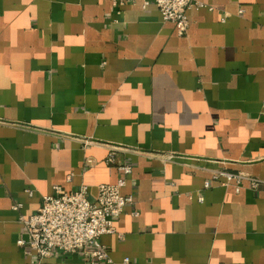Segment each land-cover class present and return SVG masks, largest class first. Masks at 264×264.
I'll use <instances>...</instances> for the list:
<instances>
[{"label":"crops","instance_id":"crops-1","mask_svg":"<svg viewBox=\"0 0 264 264\" xmlns=\"http://www.w3.org/2000/svg\"><path fill=\"white\" fill-rule=\"evenodd\" d=\"M200 2L178 36L142 0H0V264H92L17 241L55 185L117 181L102 144L135 203L94 264H264V0Z\"/></svg>","mask_w":264,"mask_h":264},{"label":"built area","instance_id":"built-area-1","mask_svg":"<svg viewBox=\"0 0 264 264\" xmlns=\"http://www.w3.org/2000/svg\"><path fill=\"white\" fill-rule=\"evenodd\" d=\"M112 3L121 11L127 0H112ZM150 3L156 4L164 21L174 23L178 36H185L188 32L187 11L195 6H204L200 0H142L144 7ZM84 142L95 143L89 140ZM102 145L109 148L106 164L114 165L120 173L115 183L99 184L95 200L89 198L87 185L69 191L55 185L52 194L43 196L41 206L29 218L21 217L26 237L21 236L17 245L28 254L34 252L38 263L51 257L55 251L68 255L87 248H90L92 264L112 261L100 238L105 234H116V218L135 203L132 194L122 192L128 176L133 172V166L128 162L117 161L116 154L122 149L121 146ZM221 176H226L227 182L235 180L236 184H240L245 178L242 174L219 172L214 175V179L217 180ZM70 179L71 175L68 176V180ZM248 179L251 180L253 187H258L259 180ZM209 184L210 182L206 181L205 187H209ZM27 193L32 195L33 191L28 189ZM12 207L19 210L21 204L15 202ZM132 215L138 216L139 212L134 210ZM125 262H129V259L125 258Z\"/></svg>","mask_w":264,"mask_h":264}]
</instances>
